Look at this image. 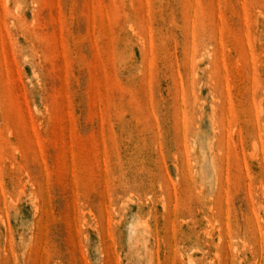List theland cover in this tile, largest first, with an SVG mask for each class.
<instances>
[{
	"label": "rangeland",
	"instance_id": "obj_1",
	"mask_svg": "<svg viewBox=\"0 0 264 264\" xmlns=\"http://www.w3.org/2000/svg\"><path fill=\"white\" fill-rule=\"evenodd\" d=\"M0 264H264V0H0Z\"/></svg>",
	"mask_w": 264,
	"mask_h": 264
}]
</instances>
